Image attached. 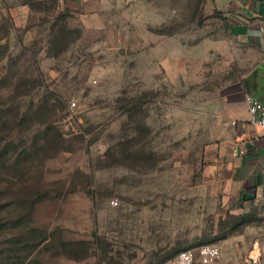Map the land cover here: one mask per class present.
Listing matches in <instances>:
<instances>
[{
	"label": "rangeland",
	"instance_id": "obj_1",
	"mask_svg": "<svg viewBox=\"0 0 264 264\" xmlns=\"http://www.w3.org/2000/svg\"><path fill=\"white\" fill-rule=\"evenodd\" d=\"M23 1L0 0V9ZM38 1L49 11L43 26L32 11L2 41L0 264H167L161 251L180 238L179 214L185 249L244 233L263 261L264 202L232 213L205 184L194 86L146 68L145 37L162 30L192 44L213 32L207 1L104 0L86 7L98 12H85L82 41L56 59L46 41L66 7ZM70 23L82 26L81 14Z\"/></svg>",
	"mask_w": 264,
	"mask_h": 264
},
{
	"label": "crops",
	"instance_id": "obj_2",
	"mask_svg": "<svg viewBox=\"0 0 264 264\" xmlns=\"http://www.w3.org/2000/svg\"><path fill=\"white\" fill-rule=\"evenodd\" d=\"M206 1L208 10L215 14L213 32L192 44L175 35L145 37L146 68L153 75L160 72L176 86H194L195 115L207 140L204 154L210 180L205 184L215 202L219 199L232 213L243 215L253 204L264 202V171L260 165L264 158V132L250 123L245 102L246 94H251L264 103V0ZM103 2L61 0V5H76L85 29V12H98L85 10L86 7ZM0 10L11 15L17 27L32 12L24 3L4 4ZM242 145L245 154L235 156L233 151ZM178 216L180 238L163 245L162 261L167 259L163 263L176 264L178 253L187 247L184 217ZM152 224L149 221V227ZM147 227L148 221L146 235ZM252 244L244 233L220 240L216 244L221 250L218 263L264 264L256 254V244Z\"/></svg>",
	"mask_w": 264,
	"mask_h": 264
},
{
	"label": "trees",
	"instance_id": "obj_3",
	"mask_svg": "<svg viewBox=\"0 0 264 264\" xmlns=\"http://www.w3.org/2000/svg\"><path fill=\"white\" fill-rule=\"evenodd\" d=\"M36 2L37 4L42 3V1H38V0H28V1H23L22 3L27 4L31 8L32 11L40 13L41 16L45 15L44 17H40V22L38 23V26L41 28L44 24V20H46L45 18L49 11L48 9H42V8L37 7ZM56 2H57L56 0H53L54 5ZM65 7H66L65 8L66 10L59 11V14H57L56 16L53 15L54 18H53L52 23L50 24L48 38L46 41L47 43L46 56L48 58H55V59L58 58L62 53L68 51L72 45L76 43H80L83 39V35H84L83 25L82 26L78 25L76 27L70 25L71 24L70 20L73 18V15H75V13L81 14L80 9L76 5H71V4H68ZM13 29H15V25L13 23V19L11 15L3 17V22L0 24V60L2 59V57L5 56L4 54L7 51V46H5V43L4 42L2 43V41L4 39H8L10 32H12ZM157 33L163 34V35H170L169 33H164L162 30L157 31ZM39 40L40 39L34 38L32 42L33 46L36 47L33 52H30L32 57H34L33 58L34 62H37L36 57L42 51V48L38 47ZM6 79L7 78L5 77L2 78L1 73H0V87L2 85L1 83H3ZM20 91H21L20 93L17 91L16 92L22 95L29 94V92L25 91V89L24 90L20 89ZM39 110H43L44 112L46 111V113H49L47 108H44L43 106H41L38 109V111ZM47 122L48 121L41 122L40 124H47ZM47 130L48 131L55 130V127H51V128L48 127ZM0 153H1L0 155H3L2 151H0ZM102 251H103L102 255H103L104 262L106 260L110 261L111 257L108 256L109 250H107L104 247Z\"/></svg>",
	"mask_w": 264,
	"mask_h": 264
},
{
	"label": "built area",
	"instance_id": "obj_4",
	"mask_svg": "<svg viewBox=\"0 0 264 264\" xmlns=\"http://www.w3.org/2000/svg\"><path fill=\"white\" fill-rule=\"evenodd\" d=\"M264 30V27L262 28ZM245 102L248 107L250 123L263 130L264 132V103L258 100L251 94H246ZM77 106L75 101H72L70 108L74 109ZM246 152L244 145L241 148H236L233 151L235 156L243 155ZM260 165L264 171V158L261 160ZM112 205L119 204L117 200L111 201ZM221 257V250L216 244H202L196 250L185 249L179 252L176 264H219L218 261Z\"/></svg>",
	"mask_w": 264,
	"mask_h": 264
}]
</instances>
